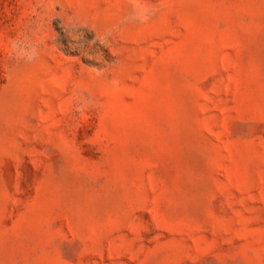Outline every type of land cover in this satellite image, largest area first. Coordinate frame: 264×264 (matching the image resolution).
Segmentation results:
<instances>
[{
    "label": "rangeland",
    "instance_id": "obj_1",
    "mask_svg": "<svg viewBox=\"0 0 264 264\" xmlns=\"http://www.w3.org/2000/svg\"><path fill=\"white\" fill-rule=\"evenodd\" d=\"M0 264H264V0H0Z\"/></svg>",
    "mask_w": 264,
    "mask_h": 264
}]
</instances>
